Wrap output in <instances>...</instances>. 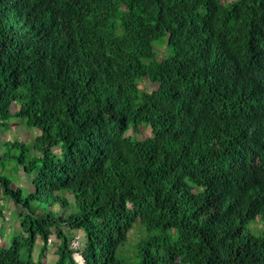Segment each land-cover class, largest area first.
<instances>
[{
  "label": "trees",
  "instance_id": "1",
  "mask_svg": "<svg viewBox=\"0 0 264 264\" xmlns=\"http://www.w3.org/2000/svg\"><path fill=\"white\" fill-rule=\"evenodd\" d=\"M19 123L0 264H264V0H0Z\"/></svg>",
  "mask_w": 264,
  "mask_h": 264
},
{
  "label": "rangeland",
  "instance_id": "2",
  "mask_svg": "<svg viewBox=\"0 0 264 264\" xmlns=\"http://www.w3.org/2000/svg\"><path fill=\"white\" fill-rule=\"evenodd\" d=\"M224 1H230V0H224ZM157 49H159L160 54L165 51V44L163 46H157ZM140 87L142 89L148 88L151 89L153 88V84H151L148 80H142ZM17 107V104H13L12 106V111H14ZM17 118V117H16ZM14 119V118H13ZM40 133L39 128L37 127H28L25 123H19L17 125L12 126L10 129L7 130H2L0 133V137L3 141H6L8 139H14V138H19L21 140L26 141L27 143H30L32 138ZM150 131L145 130V136L149 135ZM2 143H0L1 145ZM1 151V149H0ZM14 152H18V150H15ZM59 152V149H58ZM2 164L4 166H0V168H5L11 175L12 178H14V183L15 185H20L22 186L25 191L30 190L33 188L32 184L29 182V177L28 175L20 168V170H16L15 168V160L14 159H6L2 161ZM12 171V172H11ZM19 213H20V207L15 206L12 202L1 200L0 201V241L3 243L7 244L8 242L10 243L11 239L14 236L13 234H10V231L17 227L18 225V219H19ZM141 234V231L138 229H134L132 231V240L131 243H134L136 238ZM11 236V237H10ZM10 238V241H8ZM41 244H38L36 246L35 250V256L39 254ZM53 247L49 250V255L48 259H52L51 256L53 255L52 253ZM77 258L79 256L77 255Z\"/></svg>",
  "mask_w": 264,
  "mask_h": 264
},
{
  "label": "built area",
  "instance_id": "3",
  "mask_svg": "<svg viewBox=\"0 0 264 264\" xmlns=\"http://www.w3.org/2000/svg\"><path fill=\"white\" fill-rule=\"evenodd\" d=\"M73 246L74 247H77V246H79V240H78V238H76V239H74L73 240ZM79 256V255H78ZM80 262H83V259L79 256V258H77Z\"/></svg>",
  "mask_w": 264,
  "mask_h": 264
}]
</instances>
